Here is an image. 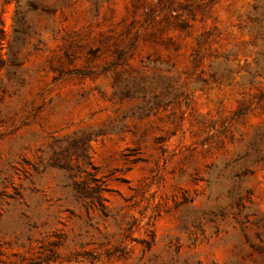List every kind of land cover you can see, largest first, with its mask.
I'll return each instance as SVG.
<instances>
[{
	"label": "rangeland",
	"instance_id": "rangeland-1",
	"mask_svg": "<svg viewBox=\"0 0 264 264\" xmlns=\"http://www.w3.org/2000/svg\"><path fill=\"white\" fill-rule=\"evenodd\" d=\"M264 0H0V264H264Z\"/></svg>",
	"mask_w": 264,
	"mask_h": 264
},
{
	"label": "trees",
	"instance_id": "trees-1",
	"mask_svg": "<svg viewBox=\"0 0 264 264\" xmlns=\"http://www.w3.org/2000/svg\"><path fill=\"white\" fill-rule=\"evenodd\" d=\"M254 23L256 25L257 28L259 29H263V34H264V17L262 18H254Z\"/></svg>",
	"mask_w": 264,
	"mask_h": 264
}]
</instances>
